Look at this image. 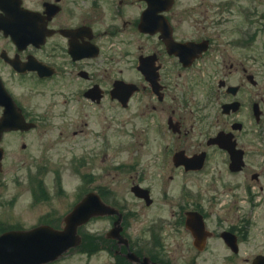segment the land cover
Returning a JSON list of instances; mask_svg holds the SVG:
<instances>
[{
    "label": "flooded vegetation",
    "instance_id": "af4514ba",
    "mask_svg": "<svg viewBox=\"0 0 264 264\" xmlns=\"http://www.w3.org/2000/svg\"><path fill=\"white\" fill-rule=\"evenodd\" d=\"M10 1L31 11L43 37L0 38V77L7 88L14 79L15 102L35 122L1 136L25 153L21 166L100 167L91 148L112 134L116 107L131 126L140 120L135 137L156 142L148 148L160 169L155 188L138 172L130 177L148 199L132 185L134 200L96 185L121 213L128 247L106 236L112 214L95 218L108 221L94 234L95 253L110 264H253L264 254V0ZM124 84L135 91L128 96ZM85 118L87 129L79 127ZM101 120L106 128L90 127ZM36 129L47 142L38 155L25 137Z\"/></svg>",
    "mask_w": 264,
    "mask_h": 264
},
{
    "label": "rangeland",
    "instance_id": "374dc122",
    "mask_svg": "<svg viewBox=\"0 0 264 264\" xmlns=\"http://www.w3.org/2000/svg\"><path fill=\"white\" fill-rule=\"evenodd\" d=\"M264 5V4H263ZM261 5V6H263ZM262 63V62H261ZM264 65V62L262 63ZM262 73H264V68H261ZM15 81L13 78L10 79L11 89L14 87ZM202 95V88H199L198 91L195 90V96L200 99ZM112 115V114H111ZM129 112L122 110L119 107L115 108V113L109 119L112 120L113 132L108 137L106 147L108 146V155L107 159L101 162V168L96 167L92 169L87 166H83L78 172H74V167H58V166H45L39 162L32 166H21L17 156L24 157L25 153L19 151L18 146L8 144L7 141L3 142V145L6 148L5 158L2 163L3 172L0 174V178H4L7 182V189H4L0 197V226L3 228H12V226H22L28 227L42 221H57L56 217L62 215L72 204L73 200L80 195L82 192L87 191L88 189L96 188V185L102 186L105 188L104 192L107 191L112 185L114 192L121 195V197H126L128 200H133L132 195L127 193V190L132 185V179L128 178L130 174H136L138 172L143 178L148 179L146 184L151 183L152 177L159 172L158 161L154 163L155 151L148 149L150 146L155 147V140L151 142L150 135H141L139 137H133V133H136L135 128L141 126L140 120L136 119L133 122V126L127 123V117ZM54 123L51 125L53 129V134L57 133L59 128V121L53 119ZM84 121H88L86 118L81 119L80 126L81 128L87 129L88 124L82 125ZM101 122H103L101 120ZM105 121L100 125L91 124L90 127L100 128L106 126ZM110 124V123H109ZM128 124V125H127ZM136 126V127H135ZM43 126H40L42 128ZM38 128V126H37ZM106 128V127H105ZM131 130V132H129ZM41 132L39 130H32L25 137L31 138V145L35 152L34 154H39V149H42L44 144L47 142H41L40 137ZM137 134V133H136ZM11 136V135H10ZM51 137V136H48ZM132 137V138H131ZM135 140L127 145L129 140ZM25 141L29 143L26 139ZM151 154V155H150ZM110 159V160H109ZM108 160H114L116 165V172L111 170V175H115V181L112 177H107ZM128 165V166H127ZM127 166V167H126ZM43 167V168H42ZM103 167V168H102ZM103 170L106 175L105 178L101 180H96L97 178L83 181V174H89L96 172L98 170ZM110 170V169H109ZM215 171V168L213 169ZM56 171L58 174H56ZM140 171H142L140 173ZM165 176L169 174L168 170L163 172ZM34 175V178L30 180L31 176ZM56 176L57 180H56ZM95 176V175H94ZM18 178L19 181L13 183V178ZM36 177H41L36 180ZM60 179V181H59ZM38 180H43L48 192L52 193L51 201L48 203H37L33 204L30 197L29 189L32 185L36 188L37 192L41 191L40 184ZM59 181V182H58ZM108 183V184H107ZM151 186L155 188V185L151 183ZM155 191V190H154ZM14 197V201H11V198ZM54 211L53 215H44L47 211ZM108 227L107 219H92L85 226L83 230L87 232H102ZM0 230H4L1 229ZM254 242L261 240V236L257 232H254ZM85 246V245H84ZM256 249V248H254ZM111 257L106 252L102 253H89L87 251V245L80 250H74L67 252L57 261L52 264H110ZM218 264V263H216Z\"/></svg>",
    "mask_w": 264,
    "mask_h": 264
},
{
    "label": "water",
    "instance_id": "95a60500",
    "mask_svg": "<svg viewBox=\"0 0 264 264\" xmlns=\"http://www.w3.org/2000/svg\"><path fill=\"white\" fill-rule=\"evenodd\" d=\"M15 121L13 118L0 122V132L15 126ZM112 211L113 208L104 204L96 194L88 193L64 216L61 228L41 224L26 230L3 232L0 235V264H43L54 261L69 248L80 244L81 237L77 233L79 225L92 216Z\"/></svg>",
    "mask_w": 264,
    "mask_h": 264
},
{
    "label": "trees",
    "instance_id": "16d2710c",
    "mask_svg": "<svg viewBox=\"0 0 264 264\" xmlns=\"http://www.w3.org/2000/svg\"><path fill=\"white\" fill-rule=\"evenodd\" d=\"M87 238H89V237H87Z\"/></svg>",
    "mask_w": 264,
    "mask_h": 264
}]
</instances>
